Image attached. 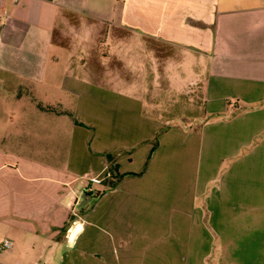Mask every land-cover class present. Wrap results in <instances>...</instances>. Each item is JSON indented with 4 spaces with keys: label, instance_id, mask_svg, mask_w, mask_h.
Returning a JSON list of instances; mask_svg holds the SVG:
<instances>
[{
    "label": "crops",
    "instance_id": "0c3cea01",
    "mask_svg": "<svg viewBox=\"0 0 264 264\" xmlns=\"http://www.w3.org/2000/svg\"><path fill=\"white\" fill-rule=\"evenodd\" d=\"M138 30L153 64L150 40L204 62L195 130L152 114ZM1 240L0 264H264V0H0Z\"/></svg>",
    "mask_w": 264,
    "mask_h": 264
},
{
    "label": "rangeland",
    "instance_id": "374dc122",
    "mask_svg": "<svg viewBox=\"0 0 264 264\" xmlns=\"http://www.w3.org/2000/svg\"><path fill=\"white\" fill-rule=\"evenodd\" d=\"M120 1V0H119ZM120 14L116 13L114 15L110 14H99L100 19L90 20L85 19V24H91L88 26V30L85 31L88 35L92 34V40L96 39L99 41V45L107 53V59L105 64L102 65L104 69L109 70L110 52L113 51L111 46V36L115 29L110 25L113 17L117 18ZM154 16V21L157 15ZM152 15L135 14V19L140 20H151ZM112 17V19H111ZM120 32V31H119ZM134 33V36L130 41V53L132 55V60L134 58V64L138 65L137 70L148 71L146 73L144 81V86L147 89L146 98L152 105V114L155 115L160 122L165 124L164 128L169 124H179L181 129L195 130L199 124V119H201L202 110V77L201 72L204 67V62L197 58V56H192V59H187L184 55V51L180 47H175L169 44L159 43L158 40H150L147 42V47L158 57L167 58L166 61L162 59L158 60L156 63H151L149 57L145 53V44L142 43V38L139 36V30ZM90 37L87 40H89ZM70 44L68 49L72 56H78L75 50V41L69 37ZM67 40V41H69ZM123 43L122 40H119ZM101 42V43H100ZM119 43V50L124 48V43ZM98 44V43H97ZM115 49V47H113ZM90 53V51H87ZM86 52V54H88ZM68 53V51H67ZM85 51H83V54ZM181 59L183 62H181ZM88 60V59H87ZM181 63V66H179ZM155 70L158 72L155 73ZM152 71V72H150ZM139 72H137L138 74ZM155 74V76H153ZM136 79L139 80L137 75ZM151 107V108H152Z\"/></svg>",
    "mask_w": 264,
    "mask_h": 264
},
{
    "label": "trees",
    "instance_id": "16d2710c",
    "mask_svg": "<svg viewBox=\"0 0 264 264\" xmlns=\"http://www.w3.org/2000/svg\"><path fill=\"white\" fill-rule=\"evenodd\" d=\"M161 133V130H159V132H157V134L155 135V139L158 136V134ZM105 159L107 161V174L108 177H104L101 181V184L103 185V187L105 188V190H112L116 187L121 175H119L116 171L115 166L112 164L113 161V155L112 154H105ZM102 192V191H101ZM101 192L99 191H94L93 193H87L88 195H90L91 198H95L96 196H98Z\"/></svg>",
    "mask_w": 264,
    "mask_h": 264
},
{
    "label": "built area",
    "instance_id": "2783aa9c",
    "mask_svg": "<svg viewBox=\"0 0 264 264\" xmlns=\"http://www.w3.org/2000/svg\"><path fill=\"white\" fill-rule=\"evenodd\" d=\"M104 177H108V174L105 173V176H104ZM104 177H103V178H104ZM85 192H86V193H90V194L93 193L92 190H91V188H90L89 186H87V188L85 189ZM74 227H75V225H74V223H72V224L67 228L66 232H67L68 237H70V236L73 235ZM10 246H11L10 241H8V240H1V241H0V250H7V249L10 248Z\"/></svg>",
    "mask_w": 264,
    "mask_h": 264
},
{
    "label": "water",
    "instance_id": "95a60500",
    "mask_svg": "<svg viewBox=\"0 0 264 264\" xmlns=\"http://www.w3.org/2000/svg\"><path fill=\"white\" fill-rule=\"evenodd\" d=\"M81 199L83 200V203L86 201V200H89L90 199V195H88V194H83L82 196H81Z\"/></svg>",
    "mask_w": 264,
    "mask_h": 264
}]
</instances>
